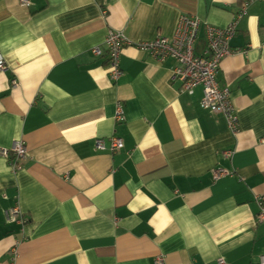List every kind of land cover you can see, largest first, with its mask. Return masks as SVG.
I'll list each match as a JSON object with an SVG mask.
<instances>
[{"label":"crops","instance_id":"obj_1","mask_svg":"<svg viewBox=\"0 0 264 264\" xmlns=\"http://www.w3.org/2000/svg\"><path fill=\"white\" fill-rule=\"evenodd\" d=\"M247 1L0 0V148L28 152L17 171L0 156V264H260L264 1L247 6L217 73L235 135L202 88L183 89L174 59L126 46L114 79L105 44L110 28L172 38L182 15L224 28ZM206 46L203 28L196 53ZM15 205L24 224L6 219Z\"/></svg>","mask_w":264,"mask_h":264},{"label":"built area","instance_id":"obj_2","mask_svg":"<svg viewBox=\"0 0 264 264\" xmlns=\"http://www.w3.org/2000/svg\"><path fill=\"white\" fill-rule=\"evenodd\" d=\"M254 0L245 2L234 20L224 28L203 24L198 17L182 15L179 20L178 28L172 38L158 36L151 41L132 42L124 32L110 28L107 32L105 44L109 56L111 76L118 79L121 74L120 57L123 48L134 45L142 52L149 53L154 58L164 61L172 58L178 67L175 68V75L183 83V89L189 94H194L197 88H202V107L213 113L221 112L227 121L228 129L232 134H237L239 130V120L236 110L231 100V93L227 87H221L217 80V73L220 70V63L223 59L238 52L231 46V41L237 33L238 23L246 14L247 6ZM264 1V0H263ZM24 6H29L30 0H21ZM204 28L207 46L203 53H196V44L201 30ZM93 53L99 55V48H94ZM5 63L0 58V70H4ZM13 86H17L16 80L12 81ZM123 109L117 108V119L123 120ZM264 143V140H262ZM97 148L106 150L105 141L97 140ZM124 148L122 138H111V152H116ZM28 155L27 146L24 141H15L10 149L0 148V156L9 160L14 158L13 169L17 171L21 168V161ZM231 155V152H228ZM230 172L223 169L214 170L216 178L229 175ZM6 219L9 223L24 224L25 219L18 205L6 211ZM17 253V252H16ZM158 262L163 263L159 258ZM259 263L264 264V255L260 256ZM219 264H227L220 260Z\"/></svg>","mask_w":264,"mask_h":264}]
</instances>
